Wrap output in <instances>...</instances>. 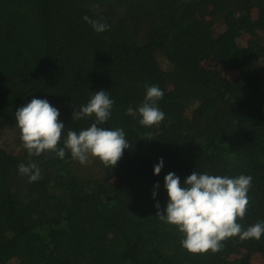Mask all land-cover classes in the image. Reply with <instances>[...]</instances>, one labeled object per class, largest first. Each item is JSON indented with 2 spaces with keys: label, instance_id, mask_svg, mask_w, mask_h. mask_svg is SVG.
Instances as JSON below:
<instances>
[{
  "label": "trees",
  "instance_id": "trees-1",
  "mask_svg": "<svg viewBox=\"0 0 264 264\" xmlns=\"http://www.w3.org/2000/svg\"><path fill=\"white\" fill-rule=\"evenodd\" d=\"M146 85L164 92L165 120L151 128L125 114ZM100 90L115 101L101 127L130 144L114 169L67 151L28 155L19 107L47 99L66 137L95 121L72 113ZM33 162L41 176L29 183L17 166ZM193 171L250 175L238 222L264 221V0H0V264H264V236L192 254L155 216L165 176L183 185Z\"/></svg>",
  "mask_w": 264,
  "mask_h": 264
},
{
  "label": "clouds",
  "instance_id": "clouds-1",
  "mask_svg": "<svg viewBox=\"0 0 264 264\" xmlns=\"http://www.w3.org/2000/svg\"><path fill=\"white\" fill-rule=\"evenodd\" d=\"M94 31L103 33L109 25L102 20L83 17ZM164 92L156 85H146L145 98L138 108L131 106L126 115L138 117L141 126L151 128L159 126L165 120V113L158 107ZM115 101L105 90L93 94L86 105L72 113V120L95 117V121L79 132L69 129L64 136L65 125L59 120L60 112L47 99L33 98L15 111L16 127L20 132L23 148L30 157H39L45 152L55 153L63 159L66 151L73 160L86 164L89 157L97 158L105 168L114 169L121 160L124 150L130 144L122 128L101 127L111 117ZM153 140L152 133H145ZM63 139V146L61 141ZM21 176H27L28 182L40 179L41 172L36 163L18 164ZM164 167L163 158L154 166V174L159 175ZM252 177L240 174L236 177L211 175L207 172L193 171L181 184L180 178L173 172L164 178V187L168 200L165 208L155 204L156 217L164 224L174 226L182 234L181 246L192 254L217 253L223 248V242L232 237L241 240L260 239L264 236V221L244 228L238 220L246 216L250 204L249 191ZM159 188V184L155 185ZM157 195L153 191V198Z\"/></svg>",
  "mask_w": 264,
  "mask_h": 264
},
{
  "label": "rangeland",
  "instance_id": "rangeland-1",
  "mask_svg": "<svg viewBox=\"0 0 264 264\" xmlns=\"http://www.w3.org/2000/svg\"><path fill=\"white\" fill-rule=\"evenodd\" d=\"M253 264H263L260 257H257V255L253 258Z\"/></svg>",
  "mask_w": 264,
  "mask_h": 264
}]
</instances>
